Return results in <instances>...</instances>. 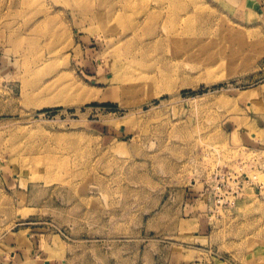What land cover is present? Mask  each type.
<instances>
[{"label": "rangeland", "instance_id": "obj_1", "mask_svg": "<svg viewBox=\"0 0 264 264\" xmlns=\"http://www.w3.org/2000/svg\"><path fill=\"white\" fill-rule=\"evenodd\" d=\"M178 2L0 0L3 264H264V0Z\"/></svg>", "mask_w": 264, "mask_h": 264}, {"label": "bare ground", "instance_id": "obj_2", "mask_svg": "<svg viewBox=\"0 0 264 264\" xmlns=\"http://www.w3.org/2000/svg\"><path fill=\"white\" fill-rule=\"evenodd\" d=\"M154 4L151 5L149 0H120V3L117 11L113 13V20L116 23L119 22V19L125 14L129 13L130 15H135V13L140 14L144 13V18L141 22L144 23H153L157 17L171 16L173 18H177V25L179 29L188 30V24L186 21L181 19L182 15H190V10L196 11L197 6L192 3L188 5L183 4L181 2L177 3V0H153ZM191 6V8H190ZM192 16V15H191ZM180 17V18H179ZM129 25V24H128ZM140 22L138 20H134L133 23L130 24V28L133 30V34L136 33L139 28ZM141 26V25H140ZM139 31V30H138ZM224 75H228L231 73L230 67H226ZM133 86H129L128 90H132ZM247 176V175H246ZM249 177V175H248Z\"/></svg>", "mask_w": 264, "mask_h": 264}, {"label": "crops", "instance_id": "obj_3", "mask_svg": "<svg viewBox=\"0 0 264 264\" xmlns=\"http://www.w3.org/2000/svg\"><path fill=\"white\" fill-rule=\"evenodd\" d=\"M259 121L261 124H263L264 122V114H261L259 116ZM246 135L247 136V131L248 129H253L254 132H264V127H258V125L256 124H252L250 123L249 125H246ZM251 137H255V133H250ZM246 138V137H245ZM247 139V138H246ZM248 140V139H247ZM190 192H186V197L187 195H189L188 197L192 196L193 190H189ZM200 232H202L201 230H199ZM199 231H197V233L195 232V235L198 237L199 235ZM177 251L172 254V255H168L165 264H211L208 263L206 260H203V251H205V249H203L202 247L199 246H194L192 249H183L182 248V244L180 243V241L177 240ZM182 249L184 252H182ZM3 250H5V248H3ZM11 256L14 257L15 256V251L11 252ZM44 263L45 264H51V260L50 259H44ZM0 264H3V261L0 259ZM16 264H31V259L29 260H25V261H20ZM213 264V263H212Z\"/></svg>", "mask_w": 264, "mask_h": 264}]
</instances>
